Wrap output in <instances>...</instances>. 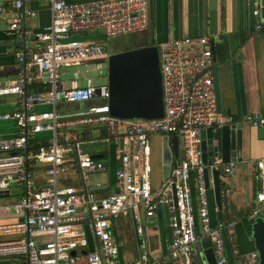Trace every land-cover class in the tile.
Returning a JSON list of instances; mask_svg holds the SVG:
<instances>
[{"label":"built area","instance_id":"obj_1","mask_svg":"<svg viewBox=\"0 0 264 264\" xmlns=\"http://www.w3.org/2000/svg\"><path fill=\"white\" fill-rule=\"evenodd\" d=\"M30 1L0 2V21L19 41L14 52L17 77L12 81L0 80V97L11 95L20 100L19 108L0 113V122L12 121L17 128L15 134L0 135V192L13 187L23 191L16 203L0 205V212H23L14 221L0 222V259L13 257L17 264H73L71 252L87 249V226L94 250L85 254L86 263L120 264L111 219L129 211L140 250L134 264H162L167 257L174 264H194L196 243L203 238L211 240L216 264H230L225 230L237 221L220 219L211 224L204 173L209 167L229 175L235 164L222 163L220 157L207 163L201 149L203 129L234 123L233 117L216 110L210 38L185 36L157 45L164 114L155 119H123L109 112L105 75L96 93L95 86L90 84L66 85L62 70L64 66L91 60L107 64L110 52L103 43L84 39L89 31H101L106 38L146 33L150 26L149 0H39L49 6L50 21L34 33L24 28L28 19L36 15ZM248 1L254 28L261 30L262 0ZM27 34L36 37L34 48L24 43ZM31 83L46 84L48 91L27 94L25 87ZM60 102L90 104L80 110L59 112ZM44 104L49 109L35 110V106ZM241 119L251 126H263L264 112L246 113ZM86 125H102L104 140L117 146V188L111 195L98 196L90 190L79 191L59 184L60 175L71 162L83 178L105 170L104 163L83 149L80 141L65 134ZM46 131L51 134L47 146L29 152L30 139ZM157 134L176 135L184 158L171 167L161 188L153 191L149 137ZM34 164L44 166L46 184L40 189L34 187L29 172ZM253 164L262 186L249 213L252 221L264 212V157ZM191 179L195 183L196 210ZM173 194L176 214L170 216V250L167 256L153 259L148 252L143 219L153 217L161 205L172 203ZM244 264H258L257 252H251Z\"/></svg>","mask_w":264,"mask_h":264},{"label":"crops","instance_id":"obj_2","mask_svg":"<svg viewBox=\"0 0 264 264\" xmlns=\"http://www.w3.org/2000/svg\"><path fill=\"white\" fill-rule=\"evenodd\" d=\"M5 1L0 0L1 3ZM149 2V30L146 33H141V37L137 38L143 44L142 46L159 45L163 41L185 36L207 35L209 38L211 37L208 33L210 27L208 0H149ZM30 6L35 10L36 15L28 19L24 28L28 32L34 33L49 23L50 11L49 6L39 0H31ZM217 12V33L213 36L211 66L213 79H216L219 99V106L215 99L216 110L222 115L233 117V124L240 123L243 128L240 157L231 160L235 164L233 173L226 175L220 170L221 216L218 220L227 217L237 221L233 227L225 230L226 252L230 264H244L249 254L256 251L248 226L252 223L249 213L255 206V195L262 186L253 161L264 157V125L251 126L242 121L241 117L254 111L264 112V23L261 30L254 28V17L251 14L248 0H218ZM96 32L89 31L84 39L100 37L101 34ZM24 43L34 48L36 37L33 34H27ZM18 46L19 41L16 36L10 33L5 24L0 21V80L12 81L16 79L18 66L14 52ZM115 49L118 48L115 47ZM75 72L80 74L75 78L76 81L83 83L81 72L77 70ZM63 80L66 85H71L73 81L70 78ZM213 90L215 97L214 85ZM89 104L90 102H60L57 105V110L63 111L62 109L70 107L72 108L70 111H76ZM19 105L20 100L16 96L0 97V113L15 110L19 108ZM45 109H49L46 104L35 106L36 111ZM16 132L17 128L12 121L0 122V135L9 136ZM65 134L75 141H80L83 149L104 163L105 170L83 178L79 169L71 162L67 171L60 175L59 184L73 186L79 191L90 190L98 196L113 194L117 188L115 170L119 167V154L114 143L104 140L106 134L103 126H79L66 131ZM164 135L169 136L168 145L171 146V138L175 135L157 134L149 137L150 183L153 191L160 189L163 183L161 155ZM50 138L51 134L47 131L37 133L32 137L35 141H49ZM170 149L174 158L172 146ZM180 150L182 148L178 141V151ZM207 168L209 182L212 184V169ZM29 172L32 174L31 179L36 189H40L46 184L42 164L32 165ZM92 175L98 176L97 180L91 181ZM190 184L193 207L196 210L198 202L193 179ZM173 213L174 208L170 202L167 208L161 205L153 217L143 219L148 239V252L153 259H159L169 253L172 229L168 235L167 226L171 228L170 216ZM259 216L263 217L264 212ZM111 220V233L119 248V263L134 264L139 258L140 250L131 212L121 213ZM2 221L0 219V222ZM167 221L168 223H166ZM197 225L199 226L198 219ZM206 239L203 238L197 243ZM80 251L71 255L73 264H87L85 254ZM193 262L194 264H206L204 255L197 250L196 246ZM162 264L174 263L167 257Z\"/></svg>","mask_w":264,"mask_h":264},{"label":"water","instance_id":"obj_3","mask_svg":"<svg viewBox=\"0 0 264 264\" xmlns=\"http://www.w3.org/2000/svg\"><path fill=\"white\" fill-rule=\"evenodd\" d=\"M264 6V0H262ZM218 0H208L209 8V35L210 45L213 46V36L217 33L218 21ZM264 11V8H263ZM105 72L106 83L109 91L108 105L111 115L119 118H142L155 119L164 114V104L162 98L161 74L159 67L158 47L155 44H147L131 49L111 52L106 70L103 71L99 79H88L85 83L74 81L71 85L90 84L95 86V92L99 93L98 84L103 83ZM93 80V81H92ZM215 89V99L219 106L216 79H213ZM203 151L202 157L205 162H211L216 157H220L222 163H227L232 159L240 157V149L243 138V128L240 123L223 124L219 127H208L201 132ZM168 135L162 139V160L161 173L162 180H166L171 167L180 159L184 158L183 149L178 151V138H171L174 158L172 157L171 146L168 145ZM212 184L208 178V168L205 169V185L207 189L208 210L211 224L214 225L221 216V185L220 170L212 169ZM23 191L20 188H11L10 191L0 192L1 196H20ZM165 208L168 204L164 205ZM172 207L176 214L175 196L172 195ZM217 209V211H216ZM215 213H214V211ZM168 223V221L166 222ZM168 235L171 228L167 226ZM86 237L88 246L86 250H81L82 254L94 250L92 236L86 226ZM251 237L254 241L258 254V264H264V219L255 217L250 225ZM196 248L204 255L206 264H216V256L211 240L207 238L201 243H196ZM76 251H72L71 255Z\"/></svg>","mask_w":264,"mask_h":264},{"label":"rangeland","instance_id":"obj_4","mask_svg":"<svg viewBox=\"0 0 264 264\" xmlns=\"http://www.w3.org/2000/svg\"><path fill=\"white\" fill-rule=\"evenodd\" d=\"M96 33L101 34L100 37L97 38H91L90 40L97 41L100 43H103L108 51L115 52L117 50H126V48H135V46L140 45V41L137 40V38L141 37V34H132V35H125V36H118L114 38H106L101 31H97ZM136 38V39H133ZM117 47L118 49H115ZM106 62H101L98 60H91L87 62L86 64H80V65H67L63 68V73L65 75V78L73 80L72 83L76 80L75 78L79 77L80 74L76 73L75 71L81 72V76L84 79L85 83L88 79L95 80L96 78L99 79V77H102L103 71L106 70ZM62 73V79L64 78V75ZM105 75V72H104ZM92 80V81H93ZM63 111L59 112H67L72 110L70 107H66V109H62ZM98 176H91V181L97 180ZM19 196H1L0 197V205H10L13 203H16L18 201ZM22 211L19 210L16 212L14 209L6 210L3 212H0V219H3L5 222H11L16 220V218L21 217ZM13 257H9L8 259H0V264H17Z\"/></svg>","mask_w":264,"mask_h":264},{"label":"trees","instance_id":"obj_5","mask_svg":"<svg viewBox=\"0 0 264 264\" xmlns=\"http://www.w3.org/2000/svg\"><path fill=\"white\" fill-rule=\"evenodd\" d=\"M142 45L143 44H140L138 46H142ZM138 46H135V47H138ZM126 49H129V48H126ZM25 90H26V93L27 94H30V93H38V92H46V91H48V85L43 84V83H31V84H27L26 85ZM29 143H30L29 144L30 146H28V150L29 151H31V150L34 151L37 148L46 147L47 144H48V141H44V140L43 141H35L34 139L31 138L30 141H29ZM221 219L229 220L227 217H223ZM196 224H197V220H196ZM197 226L198 225H196V228H197ZM248 228L250 230V224H249Z\"/></svg>","mask_w":264,"mask_h":264}]
</instances>
